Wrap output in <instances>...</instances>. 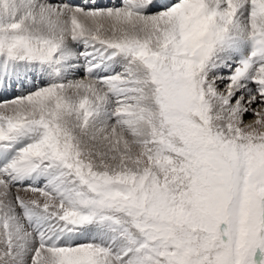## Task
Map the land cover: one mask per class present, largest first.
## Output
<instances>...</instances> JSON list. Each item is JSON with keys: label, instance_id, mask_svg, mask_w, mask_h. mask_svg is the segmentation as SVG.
<instances>
[{"label": "snow or ice", "instance_id": "obj_1", "mask_svg": "<svg viewBox=\"0 0 264 264\" xmlns=\"http://www.w3.org/2000/svg\"><path fill=\"white\" fill-rule=\"evenodd\" d=\"M0 264H264V0H0Z\"/></svg>", "mask_w": 264, "mask_h": 264}, {"label": "bare ground", "instance_id": "obj_2", "mask_svg": "<svg viewBox=\"0 0 264 264\" xmlns=\"http://www.w3.org/2000/svg\"><path fill=\"white\" fill-rule=\"evenodd\" d=\"M223 87H224V85H223V84H221V85H220V88H221V90H223Z\"/></svg>", "mask_w": 264, "mask_h": 264}, {"label": "rangeland", "instance_id": "obj_3", "mask_svg": "<svg viewBox=\"0 0 264 264\" xmlns=\"http://www.w3.org/2000/svg\"><path fill=\"white\" fill-rule=\"evenodd\" d=\"M249 119H251V117H248Z\"/></svg>", "mask_w": 264, "mask_h": 264}]
</instances>
